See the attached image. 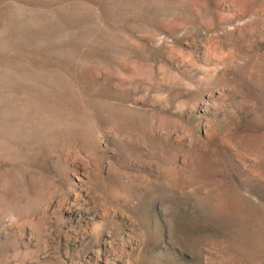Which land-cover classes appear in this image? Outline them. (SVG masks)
<instances>
[{"label": "rangeland", "instance_id": "rangeland-1", "mask_svg": "<svg viewBox=\"0 0 264 264\" xmlns=\"http://www.w3.org/2000/svg\"><path fill=\"white\" fill-rule=\"evenodd\" d=\"M0 264H264V0H0Z\"/></svg>", "mask_w": 264, "mask_h": 264}]
</instances>
